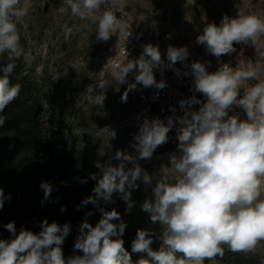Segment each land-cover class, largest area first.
<instances>
[{"label": "clouds", "instance_id": "clouds-1", "mask_svg": "<svg viewBox=\"0 0 264 264\" xmlns=\"http://www.w3.org/2000/svg\"><path fill=\"white\" fill-rule=\"evenodd\" d=\"M64 3L72 16L97 23L98 41H107L117 32L127 38L131 35L126 22L113 10L96 14L109 0H64ZM110 3L123 7L121 0H110ZM26 15L27 8L20 6V0H0V54L7 53L10 61L0 70L3 73L0 75V127L7 119L6 107L21 92V85L12 84L9 77L16 67L15 60L24 55L16 21ZM73 30L67 24L63 26L65 39ZM197 43L205 45L216 57L235 52L234 43H251L256 53L264 57V19L245 14L239 8L235 17L225 15L219 26L208 24L197 37ZM188 55L186 47L169 46L167 60L171 63L167 67L184 62ZM164 68L158 46L145 45L138 59L127 60L121 68L120 83H125L130 72L138 70L135 83L129 84L122 100L126 102L128 91L134 90L137 84L163 89L165 82H157L153 70ZM191 70L194 90L203 93L207 102L198 111L185 107L201 104L195 96L180 102L184 115L175 119L180 125L177 138L181 155L171 156L177 175L172 178L169 169L163 168L153 188L154 200H146L142 205L152 223L164 226L162 244L153 250L151 232L138 229L131 251L146 255L135 264H204L205 260L215 264L216 257L224 256L225 245L232 252L249 253L255 252L264 241V79H259L260 65L248 63L233 68L223 64L209 73L203 63L193 62ZM176 72L179 74L178 69ZM254 78L258 82L238 99L240 88ZM87 99L91 104L102 106L105 96L98 94ZM234 105L245 110L246 120L228 115ZM172 128V117L167 124L158 117L144 119L132 145L139 158L150 159L155 149L168 141ZM110 137H116L115 131L110 132ZM114 158L120 161L118 165H101L99 178L92 175V179H98L93 189L95 195L83 204L99 207L100 199L111 202L113 193L118 192L130 209L133 202L129 190L137 188L136 182L142 179L145 184H152V177L139 165L126 170L125 161L133 157L118 150ZM40 187L47 199L52 192L51 185L42 182ZM5 199H10V194L5 196L0 188V209ZM99 211L102 217L95 227L84 221L79 228L74 250L82 251L83 255L71 256L67 261L61 245L70 233L68 224H49L45 219L38 234L25 229L17 234L15 222L7 223L4 227L13 238L0 239V264H134L119 238L126 224L113 223L120 220V214L115 209L99 208Z\"/></svg>", "mask_w": 264, "mask_h": 264}, {"label": "rangeland", "instance_id": "rangeland-1", "mask_svg": "<svg viewBox=\"0 0 264 264\" xmlns=\"http://www.w3.org/2000/svg\"><path fill=\"white\" fill-rule=\"evenodd\" d=\"M121 3L123 7H115L109 0L96 14L100 15L106 9L113 10L118 18L153 44L154 41L146 37L145 31L153 36L157 31L156 34L165 44L168 39L171 46L188 49L189 55L185 61L200 62L206 67L219 62L233 68L248 63L259 64V79H264V57L256 53L251 43H234L236 51L220 57L212 55L205 45L197 43V37L203 34L208 24L219 26L225 15L235 17L239 8L245 14H256L264 19V0H121ZM20 6L27 8V15L16 21L20 46L24 51L18 60L22 72L27 73L36 87L42 135L55 139L58 147L64 149L63 170L68 179L74 180L82 173L80 169L86 168L94 187L98 179H92V175L99 178V166L120 163L114 158L118 150L133 157L125 161L126 170L139 165L152 177V184H145L142 179L136 182L137 188L129 190L133 202L130 209H127V202L118 192L113 193L111 202L103 199L99 202L105 211L115 209L120 214V220H114L115 223L123 221L125 230L130 231L134 238L138 229L149 230L153 239L151 246L159 249L164 226L159 222L152 223L150 214L143 211L142 205L146 200H154L153 188L163 168L169 169L170 177L177 175L171 165V156L179 157L181 153L171 152L152 159H140L125 150L130 140L128 133L131 126L142 121L138 116L142 103L137 85L134 90L128 91L126 102L122 100L129 84L135 83V78L128 74L125 83H120L121 70L110 65L107 59L109 52L117 45L120 34L117 32L107 41H98L97 23L72 16L64 0H20ZM65 24L74 28L68 39H65L63 31ZM168 47L166 45V50ZM257 82V78L246 81L240 88L238 99L243 98L247 88ZM98 94L105 96L102 106L88 102L89 96L94 98ZM239 109L243 111L242 120H246L245 110L242 107ZM111 131L116 133L114 139L110 137ZM5 134L7 131H2L0 136ZM73 161L76 166L68 170ZM5 167L7 170H2L0 174V188L5 194H10V199L6 201L11 202L15 192L26 185V177ZM0 168H3L2 162ZM31 174H34L32 177L35 180L40 178L37 171ZM21 217L27 219L23 214ZM223 247V260L227 257L236 260L243 256L254 264L264 261V241L260 242L255 252L249 253L232 252L226 245ZM65 256L67 261L73 254L69 251ZM215 261H221V257H216Z\"/></svg>", "mask_w": 264, "mask_h": 264}, {"label": "trees", "instance_id": "trees-1", "mask_svg": "<svg viewBox=\"0 0 264 264\" xmlns=\"http://www.w3.org/2000/svg\"><path fill=\"white\" fill-rule=\"evenodd\" d=\"M7 56V53L0 54V70L10 62ZM15 65L9 78L12 84L21 85V92L4 111L7 119L0 127V134L2 131H7V134L0 136V162L3 163L0 174L2 170H7L5 166H8L11 168L10 172H19L26 177V185L22 186L21 191L19 189L20 192H15L11 202L5 199L4 206L0 209V239L11 240L13 238L4 227L9 222H15L17 234L21 229L38 234L41 231V222L47 219L49 224L56 222L61 226L64 224L70 226V233L61 245L63 256L66 257L65 254L69 251L73 256L83 255L82 251L74 250V244L80 234L79 228L84 221L95 227L102 217L99 208L103 207L99 201V207L92 203H82L88 197L95 195L89 172L83 168L80 169L82 173L74 180L68 179L63 170L64 149L58 147L55 139L42 135L39 129L41 115L35 96L36 87L30 82L27 73L22 72L18 58L15 60ZM2 74L0 71V75ZM74 163L76 162L73 161L72 165H69L68 170L76 166ZM33 171L39 173L38 180L32 177L34 176L31 174ZM42 182H47L52 187L51 195L47 199L43 189H40ZM8 195L9 193L5 194V196ZM42 200L43 205H41ZM22 214L27 219L24 220V217H21ZM111 238L117 239V237ZM119 238L124 241V247L130 253L134 264L142 255H146L131 251L135 238L130 231L125 230ZM242 257L239 256L240 260L237 258L230 260V257L225 260L221 258V261H215V264H254L251 260L248 261ZM204 264H213V262L205 260Z\"/></svg>", "mask_w": 264, "mask_h": 264}, {"label": "built area", "instance_id": "built-area-1", "mask_svg": "<svg viewBox=\"0 0 264 264\" xmlns=\"http://www.w3.org/2000/svg\"><path fill=\"white\" fill-rule=\"evenodd\" d=\"M128 27L131 31V35L128 38L125 35H120L117 45L107 56L109 64L119 70H121L122 66L127 63V60L138 59L143 53L145 45L152 44L153 46H156L150 41L144 39L133 27ZM159 51L165 68L163 71L154 69L153 72L156 81L159 82L163 80L166 86L163 89H157L154 86L145 88L143 85L137 84L142 103V109L138 112V116L142 121L131 126L128 133L130 140L125 148L129 155L137 158H139L138 153L132 145L136 142L134 137L138 134L144 119L147 118L151 120L158 117L163 123L167 124L168 118H173V128L168 133V141L158 146L150 159L171 152H180V149L178 148L179 141L177 138V129L180 125L175 119L176 117H182L184 115V110L181 108L180 102L195 96L196 99L201 101V104L185 105L186 108H190L192 111H198L202 104L207 102V98L203 93L194 90L195 78L191 70V64L193 62L190 60L184 62L178 61L175 65L167 67V65L171 63L167 60V53L163 52L160 48ZM223 64L227 63L219 62L206 68L209 73H214ZM177 69L179 70V74L176 72ZM129 74L135 78V75L138 74V70L136 72H130ZM228 115H236L242 120L243 111L239 109V106L234 105L229 110Z\"/></svg>", "mask_w": 264, "mask_h": 264}, {"label": "crops", "instance_id": "crops-1", "mask_svg": "<svg viewBox=\"0 0 264 264\" xmlns=\"http://www.w3.org/2000/svg\"><path fill=\"white\" fill-rule=\"evenodd\" d=\"M113 6H119V4H117V5H113ZM124 6V5H123ZM121 8V7H120ZM142 29V28H141ZM148 31H145V35H146V37L148 38V39H150V40H153L154 41V44L156 45V46H158L162 51H167L166 50V45H169V46H171L170 44H169V42H168V39L165 41L166 42V44L164 43V41H162L159 37H158V35L156 34V32H155V36H153L152 34H149V33H147Z\"/></svg>", "mask_w": 264, "mask_h": 264}]
</instances>
